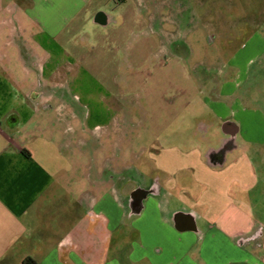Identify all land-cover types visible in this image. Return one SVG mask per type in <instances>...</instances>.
<instances>
[{
  "label": "crops",
  "instance_id": "crops-1",
  "mask_svg": "<svg viewBox=\"0 0 264 264\" xmlns=\"http://www.w3.org/2000/svg\"><path fill=\"white\" fill-rule=\"evenodd\" d=\"M37 2L15 17V49L35 59L33 47L44 51L24 67L55 78L64 52L47 44L59 20L36 16ZM231 61L235 78L247 76L251 56L243 71L237 53ZM239 86L213 88L201 133L178 142L177 132H153L117 181L99 161L105 135L86 134L84 122L70 132L41 124L52 99L20 95L0 76V264H264V86L256 98Z\"/></svg>",
  "mask_w": 264,
  "mask_h": 264
},
{
  "label": "rangeland",
  "instance_id": "rangeland-1",
  "mask_svg": "<svg viewBox=\"0 0 264 264\" xmlns=\"http://www.w3.org/2000/svg\"><path fill=\"white\" fill-rule=\"evenodd\" d=\"M29 2L0 0V76L20 95L52 99L39 113L41 124L70 132L84 122L86 134L105 135L99 161L102 171L111 165L117 181L153 132H177L182 142V134L206 129L200 119L211 115L221 81H239L236 93L248 89L253 97L264 86V0H38L36 16L59 20L49 26L55 38L47 45L54 54L62 49L66 65L54 79L37 64L30 72L24 67L44 51L33 47L36 59L16 53L15 17H23ZM99 12L108 15L106 25L93 23ZM235 53L242 71L252 57L239 79L230 62Z\"/></svg>",
  "mask_w": 264,
  "mask_h": 264
},
{
  "label": "trees",
  "instance_id": "trees-1",
  "mask_svg": "<svg viewBox=\"0 0 264 264\" xmlns=\"http://www.w3.org/2000/svg\"><path fill=\"white\" fill-rule=\"evenodd\" d=\"M27 154L26 150H23ZM21 264H36L35 260L31 257H26L22 260Z\"/></svg>",
  "mask_w": 264,
  "mask_h": 264
},
{
  "label": "flooded vegetation",
  "instance_id": "flooded-vegetation-1",
  "mask_svg": "<svg viewBox=\"0 0 264 264\" xmlns=\"http://www.w3.org/2000/svg\"><path fill=\"white\" fill-rule=\"evenodd\" d=\"M137 193H139V192H137Z\"/></svg>",
  "mask_w": 264,
  "mask_h": 264
}]
</instances>
